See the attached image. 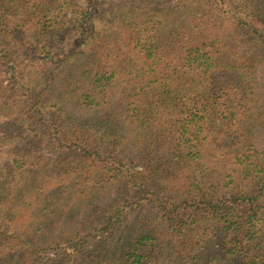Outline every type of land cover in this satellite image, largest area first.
<instances>
[{"label": "trees", "instance_id": "1", "mask_svg": "<svg viewBox=\"0 0 264 264\" xmlns=\"http://www.w3.org/2000/svg\"><path fill=\"white\" fill-rule=\"evenodd\" d=\"M0 264H264V0H0Z\"/></svg>", "mask_w": 264, "mask_h": 264}]
</instances>
